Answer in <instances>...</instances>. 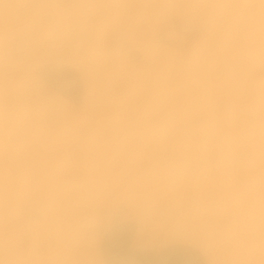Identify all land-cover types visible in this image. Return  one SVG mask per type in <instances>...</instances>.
<instances>
[{
  "label": "clouds",
  "instance_id": "clouds-1",
  "mask_svg": "<svg viewBox=\"0 0 264 264\" xmlns=\"http://www.w3.org/2000/svg\"><path fill=\"white\" fill-rule=\"evenodd\" d=\"M14 7L0 0V13ZM19 7V26L0 32V264H69L65 254L86 235L90 207L130 180L201 186L193 205L213 210L204 227L218 264H245L238 257L251 248L264 253V0L186 6L206 32V108L185 120L175 98L155 93L72 143L39 115L33 65L53 53L90 69L117 63L122 43L136 37L141 6L30 0ZM216 88L245 102L218 105ZM217 179L220 190H203Z\"/></svg>",
  "mask_w": 264,
  "mask_h": 264
},
{
  "label": "rangeland",
  "instance_id": "rangeland-1",
  "mask_svg": "<svg viewBox=\"0 0 264 264\" xmlns=\"http://www.w3.org/2000/svg\"><path fill=\"white\" fill-rule=\"evenodd\" d=\"M6 1L7 3H10L16 7L13 8L10 14L5 15L0 13V32H2L5 27H18L22 20V9L19 6L30 2V0H28V2L27 0ZM165 1L166 0H162V2L161 0H137V2H139L141 5V15L135 17L134 21L136 22L133 23L135 25V27L133 26V29L135 28V33H138H136L137 38L140 39L141 37V40H143L149 35L145 23L147 21L145 20H149L153 16V18L157 19L158 23L155 29L156 31L151 38L159 43L156 37L158 31L164 27L165 24L170 21V19L176 18V16H174L169 10L171 4L175 0H167V2ZM124 2L130 1L124 0ZM164 2L166 3V11H164L163 8ZM194 2H196V0H186L184 4L189 5ZM152 5H156V7L153 9ZM159 10L162 11V16L160 17L158 16L160 13ZM151 11L154 12L152 13ZM157 11L158 15H156ZM150 13L151 16H148ZM204 35L199 39L202 40ZM172 36L174 38L176 37L174 33H172ZM126 42L128 43L129 48H131V41L129 40ZM176 49H179L181 52L183 51V53L187 54L185 59L187 62H184L185 64L187 63V65L191 63L188 65V67L196 66L204 57V54L201 52H193L192 40L182 41V43ZM198 54L200 55L199 57L197 56ZM188 67L185 66L184 68L187 69ZM157 69L158 71H161L157 72L159 74H157L156 78H154H164H160L159 81H155L153 78V82L152 79L149 78L146 79L131 77L132 73L140 74L142 71L141 67L130 66L126 68L124 65L117 67L116 65L111 64L96 69H90L76 57L61 53H53L40 59L33 65L31 69V78L38 94L37 111L39 115L45 117L49 121L53 130L59 135V138L62 141L72 143L89 130L99 129L100 127L104 126L111 118L116 116L123 117V111L119 112L118 109L120 110L122 107L128 109L130 103L133 100L139 103V101H141L144 97L143 91L145 88V83H147L148 80H150V82L153 84L157 82L155 83L157 86V84H160V82L166 80V78L169 77L171 78L168 79L169 82L171 81L170 83L177 87V91L180 95L183 93V90L179 91V88H184L185 91L186 85L185 82H183V80H185L183 76L185 75L184 73L186 71L183 73L181 72L182 74H177L178 76L180 75L182 77V79H179L180 76L178 77L177 75L169 76L166 73L167 71L164 67H159ZM171 76H174L177 80H175L174 77L173 79ZM116 78L119 79L116 80ZM106 79L108 80V83L110 80L113 81L112 83L110 82L113 85V88L112 85L110 86V83L109 87L107 86ZM172 79L175 83L172 82ZM181 81L185 86L181 85ZM179 82L180 84H178ZM177 84L180 87L177 86ZM100 86H103L104 88L102 87L103 89H101ZM57 88L63 90V93H60ZM109 88H112L111 90L115 89L111 95L108 94L110 90ZM100 89L104 91V94L106 93L104 97L109 96L108 98L105 97L106 100L104 97H102L103 92H99ZM194 189V184L190 183L169 185L161 181H127L123 187L109 195L104 196L98 204L90 207L88 212L90 225L87 233L70 247V249L65 254V259H67L69 264H81L85 261L93 264H104L99 253V244L103 234L108 229V222H110L112 219L110 218L109 221L107 220V212H109L111 208H113V210L116 209V211L119 209L126 211L127 207L123 201V199L126 198L135 202L136 204L137 214L135 215L136 218L134 220L144 224L151 234H153L155 238L160 241V244L165 245L175 242H184L193 244L203 253V250L206 248L208 251L212 250L211 253H213L215 250L213 248L211 249L209 243L206 241L200 242L199 240L193 241L190 239V237L192 238L196 232L205 235L206 231L204 226H201L200 229L197 228L198 230H195V227H192V220H194L196 216V208L193 205V202L196 199V190ZM106 209L108 211H105ZM200 209L202 211L205 210L201 207ZM172 228L176 231L177 236ZM169 230L172 231L169 232ZM162 231L164 236L170 234L169 237H164L160 233ZM165 231H167L168 234L165 233ZM157 232L158 234L156 235ZM187 233L191 235H188ZM213 254H217L216 251ZM205 256L209 264L216 263L217 260L210 262L211 260L206 254ZM216 264H218V262Z\"/></svg>",
  "mask_w": 264,
  "mask_h": 264
},
{
  "label": "bare ground",
  "instance_id": "bare-ground-1",
  "mask_svg": "<svg viewBox=\"0 0 264 264\" xmlns=\"http://www.w3.org/2000/svg\"><path fill=\"white\" fill-rule=\"evenodd\" d=\"M129 1L130 2H128V3H134V4H137V5H140V3L137 2V0L136 1L132 0L133 2L131 0H129ZM185 1L186 0H175L173 3L171 2L172 4H171V6L169 8L170 12L172 14L184 15V16H189L191 18L201 19L200 17L195 15L188 7H186L187 4L186 5L184 4ZM27 2H28V0H27ZM161 2H162V0H161ZM165 2H167V0ZM165 2H164V6H163L164 11H166V3ZM152 6H153V9L156 7V5H152ZM167 8H168V6H167ZM151 12L153 13L154 11H151ZM148 13H149V11H148ZM156 15H158V11H157ZM148 16H151V13ZM158 16L159 17L162 16V11H160ZM139 20H140V18H139ZM145 21H147L145 23H146L147 31H148L149 35L146 38H144V36L142 35L143 38H144L143 40H141V37H140V39L135 37V39L130 40L131 43H132V46H131L130 49H136V50L140 51V53H141V57L139 58V60H137L135 62L130 61L127 58V51L122 50V52L120 53V57H119L118 62L115 63L114 65H116L117 67L124 65V67H126V68H128L130 66H132V67H134V66L141 67L142 68L141 73L140 74L132 73L131 77L132 78L139 77V78H146V79L149 78V79H152V81H153V78L154 77L156 78V75L159 74L157 72L161 71V70L158 71L157 68H159V67H164L166 69V71H167L166 73L169 76L170 75L176 76L177 74H180L181 72L183 73V72L186 71L184 73L185 75L183 76L185 78V80H183V82H185L186 86L183 85L182 81H181V85L186 87L185 91H184L183 87H182L183 89L179 88V91L183 90V93H182L183 95L181 94L182 96L177 91V87H175L174 84L172 85V83H170L171 81L169 82L168 79H171V78L166 76L167 77L166 80L160 82V84H157V86L155 85V83H157V82H155L153 84V83L150 82V80H148V82L145 83V88H144V91H143L144 92V97H143V99L141 101H139V103L142 104V103L148 101L150 99V97L153 94H155V93H162V94H164L167 97L175 98L176 102L180 105L179 116L182 119H185V120L191 119L194 116V114H196L197 112H200L201 110L206 108L207 105H208V96L206 94L205 89L202 87V80H201V74H202V70H203V59L201 58L202 60L199 61V63L196 62V63H198L196 66H191V67L189 66L188 67V65L191 64V63H189L188 65H187V63L185 64V62H187L185 60L186 57H187L186 53H183V51L181 52L179 49L173 48L171 46H165V45H162L160 43H157L156 41H154L153 38H151L154 35L155 31H156L155 29H156V26H157V23H158L157 19L153 18V16H152V18H150L149 20H145ZM135 22L136 21H134V19H133L132 24L135 23ZM142 23H144V22H142ZM133 26L135 27L134 24H133ZM205 46H206V34L204 35V38L202 40H200L199 38L192 40L193 52H201L202 54H205L204 53L205 52ZM197 56L199 57L200 55L198 54ZM199 60H200V58H199ZM185 66H187L188 68L185 69L184 68ZM113 77H115V76H113ZM180 77H179V79H182V77L181 78ZM119 78H116V80L119 79ZM155 78H154L155 81L156 80L159 81L161 77H158V79H155ZM163 78H161V79H163ZM175 80H177V79L175 78ZM110 82L112 83L113 81L110 80ZM172 82L175 83L174 80ZM109 83H108V80H107L106 84H107L108 87H109ZM111 83H110V86L112 85ZM178 84H180V82ZM178 84H177V86H179ZM101 85H103V84H101ZM100 87H101V89L104 88L103 86H100ZM112 88H113V85H112ZM111 89L109 90V93H108L110 95L113 94V92L115 91V89H113V90H111ZM100 90H99V92H103V96H102V94H101V96L104 97V95L106 93L104 94V91H102V90L100 91ZM108 94H107V96H108ZM105 97H104V99L106 100V98H108L109 96L106 97V98ZM211 98H212V100H214V102L216 104L221 105V106H231L233 104H237V103L243 104L245 102V97L242 94L239 95V96L234 95L233 93H231L226 88H216V89H214ZM122 108L120 110L118 109V111L119 112L123 111L122 115L125 116L127 111H128V109L124 108V107H122ZM220 121H221L222 131L225 134L230 133L233 130L232 126H231V123H230V118L227 115L221 114L220 115ZM194 186H195L194 190H196V192H195V196H196L195 201H196V200H198V195H199V198L201 196L202 188L199 185H195L194 184ZM221 187H222V181L220 179H217V180L211 182L210 184H208L206 186V188L203 189V190H206V191H218V190L221 189ZM123 201H124V203L126 204V207H127L126 212L122 215L123 218H125V219H135L136 218L135 215L137 214L136 213L137 209H136L135 202L130 201L127 198L123 199ZM194 207L196 208V216H195V219L192 220V222H193L192 223V227L193 228L195 227V230H196L197 228L200 229L201 226H204L205 224L210 222V220L212 219L213 210L210 207H208L207 205H202V206H199V207L194 206ZM200 207L204 208L205 210L202 211L200 209ZM105 211H108V210L106 209ZM115 211H116V209L113 210V208H111V210L109 212H107L108 214L106 213L108 215V218H107L108 221L110 220V218L113 217ZM199 211H201V212H199ZM105 223H103V224H105ZM110 225H111L110 222H108L107 227L109 228ZM179 225H181V224H179ZM173 228H172V230H173ZM176 228H178V227H176ZM183 228H185V227H183ZM172 230H169V232L172 231ZM173 231H175V230H173ZM160 233L162 234L163 231L160 232ZM165 233H167V231H165ZM157 234H158V232L156 233V235ZM175 234H176V231H175ZM169 235H165V236H167V238H168ZM188 235H191V234H188ZM176 236H177V234H176ZM193 236H194V239H193ZM193 236H192V238L190 237V239H192L193 241L199 240L200 242L206 241L208 243L206 231H205V235L196 232ZM174 237H175V235H174ZM179 237H180V235H179ZM185 237H186V235H185ZM203 251H204V254H206L207 257L211 260L210 262H214L216 260H217L216 263L218 262V260H219L218 259L219 258L218 255L217 254H213L215 251L213 253H211L212 250L208 251L207 248L205 250H203ZM238 259L244 261L245 264H264V253H262L259 249L251 248V249H248L245 253H243L242 256L238 257ZM86 260H88V259H86ZM83 261H85V260H83ZM85 262L84 263L82 262L81 264H93V263H88L87 261H85ZM89 262H91V261H89Z\"/></svg>",
  "mask_w": 264,
  "mask_h": 264
},
{
  "label": "crops",
  "instance_id": "crops-1",
  "mask_svg": "<svg viewBox=\"0 0 264 264\" xmlns=\"http://www.w3.org/2000/svg\"><path fill=\"white\" fill-rule=\"evenodd\" d=\"M173 15L176 18L170 19L156 35L160 44L177 48L182 41L198 39L206 33L202 19ZM121 50L127 51V58L132 62L141 56L127 42L122 43ZM57 90L63 93L60 88ZM125 212L119 209L114 213L110 227L101 238L99 253L104 264H209L205 254L192 244H160L144 224L123 218Z\"/></svg>",
  "mask_w": 264,
  "mask_h": 264
},
{
  "label": "snow or ice",
  "instance_id": "snow-or-ice-1",
  "mask_svg": "<svg viewBox=\"0 0 264 264\" xmlns=\"http://www.w3.org/2000/svg\"><path fill=\"white\" fill-rule=\"evenodd\" d=\"M264 78V77H262ZM262 180H264V163H262Z\"/></svg>",
  "mask_w": 264,
  "mask_h": 264
}]
</instances>
